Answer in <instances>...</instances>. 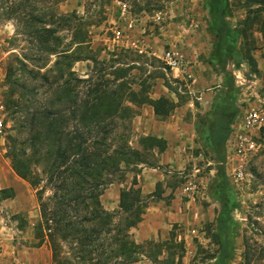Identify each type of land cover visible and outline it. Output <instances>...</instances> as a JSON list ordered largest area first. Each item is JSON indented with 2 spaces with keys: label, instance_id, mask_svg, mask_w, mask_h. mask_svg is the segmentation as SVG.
I'll list each match as a JSON object with an SVG mask.
<instances>
[{
  "label": "rangeland",
  "instance_id": "1",
  "mask_svg": "<svg viewBox=\"0 0 264 264\" xmlns=\"http://www.w3.org/2000/svg\"><path fill=\"white\" fill-rule=\"evenodd\" d=\"M116 1L128 5L132 38L142 53L114 45L112 31L125 30L130 21L120 16ZM259 9L264 10V2L247 5L246 0H230L226 20L239 32V41L238 55L226 69L234 80L239 75L258 80L264 90V11ZM192 20L198 24L196 29L190 26ZM81 41L84 47H78ZM215 42L203 0H0V189L15 191L14 198L0 203V264H55L49 243L34 247V227L40 219L36 192L44 182L33 188L14 173L7 138L25 140L30 115L59 108L56 93L73 81L66 64L56 63L62 54L79 51L82 57L72 63V71L77 79L87 81L78 84L81 94L98 80H113L116 69L132 68L125 79L131 90L139 91L145 84L152 99L166 97L175 105L165 117H157L152 106H132L136 114L130 122L129 145L143 151L140 138L153 136L165 139L167 148L147 153L149 164L139 165L138 173L127 170L122 178L113 177L100 195L103 207L119 225L123 220L120 192L128 190L136 177L134 188L140 189L145 205L142 222L148 219L146 229L155 230L142 241L135 237L140 223L129 230V240L141 249L133 256L137 261L128 264L163 262L166 251L155 256L156 249L171 233L184 243L182 264H213L217 245L211 234L220 206L209 196V184L217 163L197 135L196 124L223 86L222 74L208 64ZM171 47L185 56L184 70L165 67L162 55ZM250 92L241 88L240 108L248 106ZM249 171L250 183L234 189L237 234L231 264H264V143ZM190 184L197 185L195 192L184 191ZM50 196L52 191L46 188L43 200ZM59 244L65 264H95L79 259L75 245ZM120 260L112 257L107 264Z\"/></svg>",
  "mask_w": 264,
  "mask_h": 264
},
{
  "label": "trees",
  "instance_id": "2",
  "mask_svg": "<svg viewBox=\"0 0 264 264\" xmlns=\"http://www.w3.org/2000/svg\"><path fill=\"white\" fill-rule=\"evenodd\" d=\"M246 1L247 5L264 2ZM229 2L203 0L209 27L216 38L208 64L223 76L222 88L214 96L208 112L196 124L197 135L217 163L209 184V196L220 206L211 234L217 245L213 264H231L236 254L237 223L232 212L236 208L237 195L226 173L225 145L240 111L241 88L236 86L231 72L226 69L228 62L238 55L239 41V32L226 20ZM40 41L45 42L42 38ZM77 45L85 46L84 41ZM81 55V51L62 54L56 66L66 64L73 84H64L56 93L59 108H44L38 114L30 115L28 138L21 140L8 136V155L18 177L30 181L33 188L44 182L41 190L36 192L40 219L34 227L37 240L34 247L49 243L55 264L66 263L61 259L60 241L75 245L79 259L107 264L113 257L121 259L118 264H128L137 261L133 256L141 249L129 240V230L142 222L145 207L140 189L134 188L136 177L128 190L120 192L119 209L123 220L119 225L113 222V213L103 207L100 195L112 183L113 177L122 178L127 170L138 173L139 165L149 164L147 153L155 148L162 153L167 148L165 139L153 136L140 138L143 151L129 145L130 122L136 114L132 106L149 105L157 117H165L175 105L166 97L152 99L145 84H141L139 91L131 90L125 79L132 68L116 69L113 80H98L81 94L78 84L87 81L77 79L72 71V63L79 61ZM59 73L65 74L62 70ZM36 168L41 170L35 172ZM46 188L52 191V196L43 200ZM14 197L13 188L0 189V203ZM170 235L159 244L155 256L164 250L167 258L160 264H182L184 243L178 242L174 233ZM99 254L105 258L95 260L93 255Z\"/></svg>",
  "mask_w": 264,
  "mask_h": 264
},
{
  "label": "built area",
  "instance_id": "3",
  "mask_svg": "<svg viewBox=\"0 0 264 264\" xmlns=\"http://www.w3.org/2000/svg\"><path fill=\"white\" fill-rule=\"evenodd\" d=\"M115 4L120 16L130 21L125 30L112 31L114 45L121 49L142 53L137 41L132 38L131 30L134 24L128 5L122 1H116ZM190 26L196 29L198 24L192 20ZM162 60L165 67L170 70H184L188 65L185 56L174 47L163 52ZM235 84L239 88L246 87L251 90L247 95L251 97V101L248 106L240 108L238 116L231 125V132L225 145L227 177L233 188L238 189L250 183L253 176L249 166L260 153L264 143V90L258 85V80L249 81L242 75L236 76ZM245 96L246 94L242 93V97ZM196 188V184H190L186 185L184 191L195 192Z\"/></svg>",
  "mask_w": 264,
  "mask_h": 264
},
{
  "label": "crops",
  "instance_id": "4",
  "mask_svg": "<svg viewBox=\"0 0 264 264\" xmlns=\"http://www.w3.org/2000/svg\"><path fill=\"white\" fill-rule=\"evenodd\" d=\"M209 106L210 104L207 103V105H205V111H208L209 110ZM204 107V106H203ZM200 109H197V111H199ZM107 209H114V207H109L107 206ZM148 219H145V221H143L142 223L139 224V229L135 230L136 231V239L139 240V241H142L144 239H147L148 237H151L154 235L153 231L152 230H155L154 229H146L147 228V221Z\"/></svg>",
  "mask_w": 264,
  "mask_h": 264
}]
</instances>
